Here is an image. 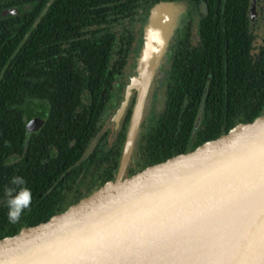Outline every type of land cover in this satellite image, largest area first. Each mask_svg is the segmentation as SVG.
I'll return each mask as SVG.
<instances>
[{
  "label": "trees",
  "instance_id": "16d2710c",
  "mask_svg": "<svg viewBox=\"0 0 264 264\" xmlns=\"http://www.w3.org/2000/svg\"><path fill=\"white\" fill-rule=\"evenodd\" d=\"M49 1L0 0V13L19 8L0 16V197L5 188L18 187L11 184L16 175L26 181L33 201L16 223L8 220L7 209L0 210V238L18 231L21 222L36 224L90 193L97 173L101 185L115 178L135 97L118 132L117 155L91 154L78 161L109 119L104 116L109 104L110 114L118 106L128 81L133 37L119 25L130 24L140 4L180 0ZM192 1L205 10L198 21L199 41L190 45L186 36L177 43L162 113L149 127L141 124L135 163L127 173L264 110V38L255 53L250 0ZM202 97L201 124L193 134ZM39 99L48 101L46 111ZM39 110L46 115L44 124L27 133L24 116Z\"/></svg>",
  "mask_w": 264,
  "mask_h": 264
},
{
  "label": "water",
  "instance_id": "95a60500",
  "mask_svg": "<svg viewBox=\"0 0 264 264\" xmlns=\"http://www.w3.org/2000/svg\"><path fill=\"white\" fill-rule=\"evenodd\" d=\"M255 1H250V20ZM181 4L156 3L150 18L161 17L162 6ZM18 11L8 8L0 16ZM145 58L138 71L127 74L122 99L102 129L112 126L113 137L135 97L115 178L47 219L25 222L0 238V264H264V110L127 173L126 151L138 129L134 115L141 114L160 65ZM44 120L33 119L27 133Z\"/></svg>",
  "mask_w": 264,
  "mask_h": 264
},
{
  "label": "rangeland",
  "instance_id": "374dc122",
  "mask_svg": "<svg viewBox=\"0 0 264 264\" xmlns=\"http://www.w3.org/2000/svg\"><path fill=\"white\" fill-rule=\"evenodd\" d=\"M181 3H182L181 4L182 6H180V8L178 6L180 4L176 6H172V5L162 6L161 10L163 9L164 13L161 17H158L156 19L150 18L151 12L149 13V17L147 18L146 16H147V12L149 8L140 5L138 9H136L133 15L131 16L133 20L130 24L127 23L129 22L128 20H124L121 22V25H119V27L121 28L124 27V31H127L126 30L127 28L131 32V33H128V36L133 37L132 43L130 46V51L131 53L133 51L134 52H133V56L131 60V65L128 71L126 72V75L129 72L138 71V68H139L138 61H140L144 57L146 58L143 60H146L147 58H149L148 61L150 62L151 61L154 62L156 60L160 62L159 67L156 68L152 74V82L150 86V91L148 92V96L146 100L143 102L140 119L138 120V122H136L138 123V129H137L136 136L134 138L135 141L134 142L132 141L133 146H131V149H130L131 154H130L129 148L126 151L127 154L129 152L127 161L124 163L127 166L134 161L133 152L136 150V145H137L138 138H139L138 135L141 130V123L142 124L144 123L147 127L150 124L155 123V121L157 120L156 115H158V113H161V111L163 110V106L161 105L162 101L156 100L157 99L155 96L157 92L156 90L157 88H161V85H164L163 83L165 82V81L163 82V80H165L164 74L168 71L166 62H168V58L172 51V45L174 43L173 34L175 32V29L180 27L183 17L191 18V15H189L188 12L193 9L192 6L190 7L189 1L184 0ZM178 8L180 9V12L178 11ZM145 17L147 19L142 24V27H141L143 34L141 32L139 33L138 30L134 31V28H133L134 24L141 22V20H143ZM174 22H175L174 24L175 26L173 27ZM256 28L257 30H254L255 38L253 41H254V51L255 53H258V48L261 47L260 45L263 42V38H264V23L257 24ZM135 33H137L138 36H134ZM135 45H137V48H135ZM152 102L155 103L156 105L155 108L152 107ZM37 103L42 104L46 102L42 101V102H37ZM111 108H112V105H109L108 111L105 112L106 114L105 117L107 119L111 115L109 113V111L112 110ZM107 140H108V137H106L105 139L106 146L108 147L109 145L107 144ZM104 146H105V143L96 145L97 149H100L101 147H104ZM124 146H125V141H124L123 148H122V155L124 152ZM107 147H104V148H106L107 153H110L111 149H115L116 142L114 141V143H112L109 148Z\"/></svg>",
  "mask_w": 264,
  "mask_h": 264
},
{
  "label": "flooded vegetation",
  "instance_id": "af4514ba",
  "mask_svg": "<svg viewBox=\"0 0 264 264\" xmlns=\"http://www.w3.org/2000/svg\"><path fill=\"white\" fill-rule=\"evenodd\" d=\"M182 1H184V0H180L179 2H182ZM185 1H187V0H185ZM251 1V0H250ZM189 2H190V7L192 6V10L191 11H189L188 12V14L189 15H191V18L190 17H183V20L181 21V24H180V27L179 28H177V29H175V32H174V34H173V40H174V43H173V45H172V51H171V54H170V56H169V54H168V56H169V58H168V62H166V66H167V68H168V71L170 70V68H171V64H172V60H173V55H174V52H175V50H177V43H179L180 42V39L181 38H184V37H186L187 36V39H188V43L190 44V45H196L197 43H198V41H199V37H198V31H197V29H198V21H199V19L201 18V13L204 11L205 12V10L203 9V7H202V5H201V3H195V2H193L192 0L190 1L189 0ZM140 5H142V6H145V7H147V8H149L148 9V12H147V18L149 17V13H150V10H151V8L154 6V5H152L151 7H149V6H147V5H145V4H140ZM139 5V6H140ZM201 5V6H200ZM255 5H256V9H255V12L256 13H254L253 15H252V17H251V20H250V17H249V12H248V22H249V30L251 31V33L253 34V36H254V38H255V33H254V30H257V24H260V23H264V21H262V20H264V0H256L255 1ZM138 6V7H139ZM138 7H137V9H138ZM249 11V10H248ZM197 16H198V18H197ZM144 18L143 20H141V22H138V23H136V24H134V29H137V28H140V30L142 29L141 27H142V24L146 21V19L147 18ZM140 25V26H139ZM126 30H128L127 28H126ZM138 30V32L140 33H142L143 31L141 30ZM129 31V30H128ZM143 34V33H142ZM138 34L137 33H135L134 34V36H137ZM254 42V41H253ZM138 45V44H137ZM137 45H135V48H137ZM260 46H262V43H261V45ZM133 48V47H132ZM254 48V47H253ZM261 47H259L258 48V50L260 49ZM133 50V49H132ZM130 51V50H129ZM134 52V51H133ZM133 52L131 53V55H130V57L129 58H131V60H132V56H133ZM257 54H259V52L257 53ZM131 60L130 59H128V61H127V64H126V66L128 67V65L130 64L131 65ZM168 71L164 74V79L165 80H163V84L164 85H161V88H157V92H156V94H155V96H156V100H159V101H162V106L164 107V104H165V99H166V95H165V91H166V88L168 87V79H167V73H168ZM125 75H126V72H125ZM127 76V75H126ZM127 78V77H126ZM134 98V97H133ZM203 98L204 97H202V101H201V103L203 102ZM42 101H44V102H46V103H42V104H39V106L41 107V109L44 107V110L43 111H46V108L48 107V105H47V100H36V102H42ZM134 102H135V100H134ZM134 102H133V104H134ZM155 102V101H154ZM154 102H152V107L153 108H155V103ZM110 103H111V101H110ZM133 104H132V108H133ZM110 105V104H109ZM200 107H201V104H200ZM200 107H199V109H200ZM202 107H203V105H202ZM107 109V108H106ZM40 111L41 112H43L42 110H39V112H36L35 114H33V115H30L29 117H27V116H24V121H25V131L27 130V126H28V124L33 120V119H36V118H40V117H44V116H46V115H41L40 114ZM199 111V110H198ZM107 112V111H106ZM161 113H162V111H161ZM159 114L160 113H158V115H156V117H157V119H158V116H159ZM154 115H155V113H154ZM197 115H198V113H197ZM197 115H196V118H195V121H194V124H193V134L196 132V130L198 129V127L200 126V124H201V120H200V123H199V125L197 126V128L194 130V125H195V123H196V119H197ZM105 116V115H104ZM201 117H202V114H201ZM45 121V120H44ZM157 121V120H156ZM155 121V122H156ZM44 124V122L42 123V124H40L39 126H37V128L35 129V130H33V131H31V132H34V131H38L41 127H42V125ZM142 124V123H141ZM106 125V121H105V123H104V126ZM149 127V126H148ZM123 129V120H122V122H121V125H120V127L118 128V130L116 131V133H115V135L113 136V140H112V143H114V141L116 142V147H115V149H111V152L110 153H107L106 152V148H104V147H107L106 146V141H105V139H106V137H108V140H107V144L109 145L107 148H109L110 147V145L112 144H110L109 143V137L111 136V132H112V127H110V126H108L107 128H106V130H105V132L104 133H106V137H104L103 139H100V137H99V139H98V141H97V143L95 144V146L92 148V150L87 154V155H84L83 154V157L78 161V164H80V163H82V162H84L86 159H87V157H89L91 154H93V155H98V157H101V158H110V159H112L113 157H115L116 155H117V151L120 149L119 148V145H120V143H119V136H118V132L120 133V131ZM142 131V129L140 130V132ZM27 132V131H26ZM30 132V133H31ZM102 135V134H101ZM103 144V143H105V146L104 147H101L100 149H97V147H96V145L98 144ZM138 143V142H137ZM89 146V145H88ZM136 151H137V145H136V150L133 152L134 153V157H133V159H134V161L132 162V163H130V166L131 165H133L134 163H135V156H136ZM122 154H121V158H120V161H121V159H122ZM16 161H18V159H14V161L13 162H16ZM45 161V159L44 160H42V162H44ZM119 165H120V163H119ZM119 167V166H118ZM18 168V167H17ZM117 170H118V168H117ZM116 170V171H117ZM14 177H16V175H14ZM94 178V181H92L91 182V184H90V187H89V191L91 190V191H93V190H95L96 188H98V187H100L101 186V182H100V178H101V176H99V174L97 173L96 174V176H94L93 177ZM74 190H75V186H74ZM90 191V192H91ZM82 192H85V189H83L82 190ZM87 194H89V193H84V195L83 196H85V195H87ZM82 196V197H83ZM79 199V198H78ZM77 200V199H76ZM6 201H7V197L5 196V193H4V195L3 196H1L0 197V210L2 209V208H4V210L5 209H7L6 211L8 212V207H7V204H6ZM33 203V201L31 200V204ZM72 204V203H71ZM69 206V205H68ZM67 206V207H68ZM25 215V213H22V215H21V217H20V219L23 217ZM9 220V219H8ZM24 222H26V221H24ZM21 224H23V222H21Z\"/></svg>",
  "mask_w": 264,
  "mask_h": 264
},
{
  "label": "clouds",
  "instance_id": "9594fccd",
  "mask_svg": "<svg viewBox=\"0 0 264 264\" xmlns=\"http://www.w3.org/2000/svg\"><path fill=\"white\" fill-rule=\"evenodd\" d=\"M11 184L18 186L17 188L7 187L5 188V196L7 197V207H8V219L11 223H16L22 213L30 208L32 194L30 189L26 186V181L19 176L13 177Z\"/></svg>",
  "mask_w": 264,
  "mask_h": 264
},
{
  "label": "bare ground",
  "instance_id": "6f19581e",
  "mask_svg": "<svg viewBox=\"0 0 264 264\" xmlns=\"http://www.w3.org/2000/svg\"><path fill=\"white\" fill-rule=\"evenodd\" d=\"M140 116H141L140 111H138V112L134 115V122H135V121L137 122V121L140 119Z\"/></svg>",
  "mask_w": 264,
  "mask_h": 264
}]
</instances>
